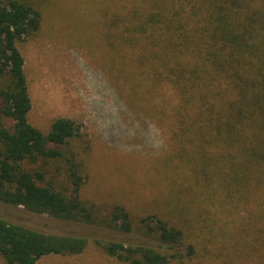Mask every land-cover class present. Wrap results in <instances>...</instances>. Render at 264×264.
Wrapping results in <instances>:
<instances>
[{"label": "rangeland", "instance_id": "obj_1", "mask_svg": "<svg viewBox=\"0 0 264 264\" xmlns=\"http://www.w3.org/2000/svg\"><path fill=\"white\" fill-rule=\"evenodd\" d=\"M25 1L41 12L40 30L18 45L32 101L29 123L44 134L58 118L82 125L81 136L63 148L64 158L47 166V179L72 193L67 160L80 163L82 199L101 218L124 207L135 228L124 234L3 203L0 217L50 233L123 243L142 239L136 227L156 217L181 229L186 245L196 246L198 257L185 264H264V193L228 195V183L215 170L224 168L216 163L219 149L190 142L187 150L182 147L184 111L176 88L165 79V62L148 55L142 40L132 48L124 43L123 18L131 5L125 0ZM0 264H7L1 256ZM37 264L121 263L91 243L81 255L48 256Z\"/></svg>", "mask_w": 264, "mask_h": 264}, {"label": "trees", "instance_id": "obj_2", "mask_svg": "<svg viewBox=\"0 0 264 264\" xmlns=\"http://www.w3.org/2000/svg\"><path fill=\"white\" fill-rule=\"evenodd\" d=\"M125 1L131 7L123 18L124 43L132 48L144 41L148 55L165 62V79L180 95L182 147L219 149L216 163L224 168L215 170L228 195L264 193V0ZM36 6L0 0V203L131 234L135 227L124 207L101 218L82 199L80 163L67 160L72 193L47 179V166L64 158L63 148L81 136L82 125L58 118L44 134L29 123L32 101L18 45L40 30ZM260 218L264 223L262 211ZM136 228L144 236L138 242L91 241L0 217V256L7 264H37L48 256L81 255L92 243L121 264H185L198 257L184 232L162 219H142Z\"/></svg>", "mask_w": 264, "mask_h": 264}]
</instances>
